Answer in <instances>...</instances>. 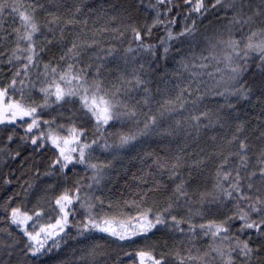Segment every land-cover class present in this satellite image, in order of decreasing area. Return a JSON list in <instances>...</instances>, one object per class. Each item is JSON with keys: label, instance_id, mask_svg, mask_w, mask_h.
Wrapping results in <instances>:
<instances>
[{"label": "trees", "instance_id": "obj_1", "mask_svg": "<svg viewBox=\"0 0 264 264\" xmlns=\"http://www.w3.org/2000/svg\"><path fill=\"white\" fill-rule=\"evenodd\" d=\"M258 2L255 0V3ZM40 3L44 8L36 13V19L41 25V32L34 38L37 54L27 75L22 66L27 62L24 57L28 53H17L21 58L8 63L16 47L12 28L19 26V20L14 19L10 11L4 13L3 31H0V53H3L0 55V87H7L14 73L19 70L21 74L15 77L16 84L9 90V95L17 100L23 95L24 103L42 105L45 93L40 89L49 87L53 81H59V75L72 64L74 72L84 70L81 75L86 74L88 86L93 81H99L104 89L102 95L108 93L106 98L123 102L118 111L133 109L137 115L135 118L122 116L108 125H102L97 131L95 118L83 107L79 96L56 101L53 95L48 97L47 107L38 109L40 127L34 128L32 132L26 131L31 117L23 120L17 118L13 124H0V264H138L135 253L141 250L151 251L157 258L164 255L167 264H179L176 253L180 257L203 256L209 251L210 245L227 248L229 241L222 239L224 235L238 236L241 241L251 236L256 241L255 230L237 232L242 223L239 220H233L229 232L221 233L215 239L210 235L205 236L199 225L213 221L220 223L237 211L236 201L225 197L216 187V173L227 157L229 163L222 171L231 170L235 175L240 162L234 154L240 152L241 140L248 145L247 150L241 153L248 157L247 169L240 168L241 176L245 177L242 181L243 191L253 199L257 195L264 198V183L259 176L252 178L254 188L251 191L246 187L249 183L248 173L258 171L261 152L264 151V68H258V62L250 61L249 69L242 77V82L251 89L247 98L216 95V91H224L227 85L208 91L212 82L209 77L203 76L201 79L207 83L202 84L199 91H195L197 85L193 83V91L190 95L185 93L183 98V109L165 114L158 126L148 134L138 136L137 140L123 147H116L122 134L143 129L146 119L144 114H157L159 101L174 99L177 95L175 85L180 80L176 73L181 58L190 52V45L186 41H168V31L175 34L190 27L192 20H196V39L199 43L196 52L199 54L205 47V37L212 43L229 38L228 20L232 13H225L218 7L210 9L201 17L197 13H190V5L184 4L183 0H40ZM77 7L80 8L79 12L75 11ZM49 13L59 16L60 21L49 24L52 19ZM73 17L79 23H64ZM158 20L163 23L153 26ZM261 26L257 22L253 30ZM49 28L53 31H49ZM133 28L140 31L142 40L135 39ZM248 30L245 28L244 32ZM231 32L237 38L241 35L236 27ZM47 40L53 43L48 44ZM73 42L80 45V55H65ZM141 44L153 47L146 49ZM21 47H27L26 42L21 41ZM165 47L169 49L167 53L164 52ZM110 50L111 55L108 54ZM61 56H64L63 60ZM45 65L49 66L48 69ZM53 67L58 69L56 74L51 72ZM188 75L187 72L183 73L185 83ZM134 76H139L144 84L136 85ZM72 86H75V82L73 85L62 84L66 91ZM145 88L150 90L149 105L143 103ZM50 90L54 91V87ZM114 92L116 94L112 96ZM125 104L127 109L123 106ZM229 104L233 107H228ZM204 111L209 112V118L201 119L199 130L190 119L185 120ZM177 120L181 121L179 127L175 123ZM42 121L49 123L44 124ZM73 127L84 132L80 142L64 145L61 140V147L70 150L79 149L84 143L92 146L85 149L84 164L73 161L61 171L60 165L53 166V161L59 156V149L52 145L47 136L51 133L71 141L69 129ZM237 128H242V131L237 132ZM165 129L172 134H160ZM42 132L45 134L43 137ZM234 135L236 140L232 139ZM9 136H12L11 140ZM37 137L40 138L38 144L33 145L31 141ZM94 140L96 144H92ZM41 144L43 147L39 146ZM105 144L111 147L105 149ZM70 154L77 159L79 157L78 151ZM177 156L181 158L182 164L175 177H170L167 169L162 170L154 163L158 158H163L170 166ZM195 161L203 162L194 166ZM88 164H110L103 169L99 184L93 179L95 170ZM182 180L186 182L188 196L177 199L173 196V190ZM221 184L225 189L229 187L228 182ZM77 187L80 188V201H74L70 206L75 212L74 217L70 216L72 224L86 218L87 209L81 207V203L95 205L93 214L121 218L136 215V209L126 206V201L141 202V211L151 208L153 213H162L167 223L146 236L126 241H119L98 231L78 235L76 227H69L66 230L68 236L58 251L35 258L25 255L23 250L28 242L27 237L21 227L11 222V210L19 208L21 213L32 215L33 219L27 222L28 231H39L41 226L54 223L59 215L56 198L66 190L71 194ZM201 193L205 194L203 198ZM96 197L103 200V205ZM241 207H244V203ZM166 208L168 212L164 213ZM36 212L41 215L36 217ZM172 216L183 221L179 225L183 231L173 225ZM252 218L256 219L255 215ZM190 225L196 226L194 231H189ZM213 256L215 253L204 261H186L185 264H222L219 257L212 259ZM235 264H242L240 257H236ZM252 264H264V259L259 262L253 260Z\"/></svg>", "mask_w": 264, "mask_h": 264}, {"label": "snow or ice", "instance_id": "obj_2", "mask_svg": "<svg viewBox=\"0 0 264 264\" xmlns=\"http://www.w3.org/2000/svg\"><path fill=\"white\" fill-rule=\"evenodd\" d=\"M163 2V0H161ZM184 4L190 5L189 12L197 13L201 17L204 16L210 9L222 8L225 13L231 12V19L228 20L229 26V38L227 40L218 39L215 43H212L209 38H204L205 47L202 48L197 54L196 48L199 43L196 39L198 29L196 26V20H192L190 27H185L182 31L173 34L171 31L167 33L168 41H180L184 43L185 41L190 45V52L186 57H182L179 62V70L176 75L180 80L179 83L175 85L178 90L177 95L174 99L165 98L159 101V108L157 109V114L145 113V121L143 129L138 132H132L129 134H122L119 138V144L116 145L117 148L123 147L132 141L137 140L138 136L146 135L154 127L158 126L161 117L165 114H170L183 109L185 107L184 96L185 93L189 95L193 91L192 85L195 83L197 85L195 91H199L202 84L207 82L201 79L203 76L210 78L212 82V87L208 91H212L213 88H218L223 85L224 91H216L215 94L219 96H239L242 98H247L250 95L251 89L247 87L245 83L242 82V77L245 72L249 69V62H258V68H264V0H259L255 3V0H183ZM44 5L40 3V0H0V31H3L4 23V13L10 11L14 19L19 20V26L12 28V33H15L16 47L12 50L9 56L8 63H11L14 59L19 60L21 57L17 53H28L24 59L27 61L23 64L24 74L27 75V70L30 65L34 62V57L36 56V34L41 32V25L37 22L36 13L42 10ZM76 12L80 11V8L75 9ZM170 11V9H169ZM52 19L49 24H56L60 21V17L55 14L49 13ZM174 22V21H173ZM259 22L262 26L258 30H253V26ZM66 25L76 24L79 21L68 19L64 22ZM85 23H87L85 21ZM155 23H163V21H156ZM47 27V25H45ZM236 27L241 33L239 38L231 32V29ZM249 30L245 33L244 29ZM49 31H53L49 28ZM107 31V29H104ZM63 32V29H61ZM136 40H142L141 33L138 29L133 28ZM151 33V27L148 28V34ZM11 34V33H10ZM62 38V36H61ZM21 41L26 42L27 47H21ZM166 41H162L165 43ZM48 44H52V40H47ZM93 43H96L93 41ZM141 47L146 49H151L152 45H143ZM80 45L73 42L72 46L68 49L65 55L71 53L73 56H79ZM131 51V49H129ZM169 51L168 47L164 48V52ZM207 53V54H205ZM109 55L112 54L110 50ZM3 55V53H0ZM61 60L64 56L60 57ZM215 67L213 68V66ZM223 65V67H220ZM48 65L45 68L48 69ZM212 68V71L209 69ZM57 68H51L53 74L57 73ZM99 72V69H97ZM187 72L188 78L187 82H184L183 73ZM84 70L81 69L80 72H74V66L69 64L67 70L59 75V81H53L49 87L41 88L40 91L45 93V101L42 105L32 106L23 102V95L21 99H14L9 95V90L14 88L16 84V76L21 73L17 70L14 73V77L11 83L7 87H0V124H13L16 122L17 118L23 120L25 117H31V122L27 124L26 131L32 132L34 128L40 127V119L38 117V109H42L48 106V97L55 96L56 101H62L66 97L79 96L82 105L86 108L96 120V129L100 131L102 125H108L110 121L120 119L122 116H128L129 118H135L137 113L133 109H127V105H123L127 110L125 112H120L117 109L121 106L123 102L106 98L108 93L101 94L104 89L102 83L99 81H93V83L88 86L86 80V74ZM47 73H45L46 75ZM219 75V79H217ZM136 85H143L144 81L139 78V76H134ZM69 87L67 91L62 87V84L73 85ZM23 83V81H21ZM128 83H132L128 81ZM54 87V91H51ZM145 99L143 103L145 105L150 104L149 92L150 90L145 88ZM119 92V89H116ZM115 92L112 96H115ZM207 94V93H206ZM202 97H198L201 99ZM228 107H233V105H227ZM202 118H209V112H200L199 115H193L190 118L186 117L185 120L190 119L194 126L199 130L200 121ZM44 124H48L49 121H42ZM176 126L179 127L181 124L180 120H177ZM211 123V121H210ZM209 125H204L208 127ZM62 127V126H61ZM242 131V128H237V132ZM72 135L71 141L67 138H61L51 133L48 134L47 138L51 140L52 145L59 149V156L53 161V166L60 165L61 171L67 168L69 164L73 163H85V149L91 148V144L84 143L79 149L71 148L66 150L65 147H61V140L64 145L71 143H79L80 137L84 135L82 130H77L75 127L69 129ZM160 134L171 135L172 132L165 129ZM45 134L42 132L41 137ZM9 140L12 136L8 137ZM38 139L33 138L32 144L37 145ZM233 140L237 137L234 135ZM97 141H92V144H96ZM43 147V145H39ZM105 149L111 147L110 145H103ZM240 152L234 155L239 157V166L235 171L233 176V171H222V169L229 163L227 157L223 159L219 165V169L216 173L218 178L217 188H220L221 192L225 197L234 199L236 201L237 211L233 216L227 217L224 221L220 223L210 222L208 224H201L199 228L204 230L205 236H211L213 239L221 236V233H228L230 224L233 220L241 221L240 228L237 232H244L246 230H255L256 241H253L251 236L249 239L241 241L238 236L229 237L224 235L222 239L224 241H229L227 248H221L210 245L209 251H206L203 256H192L180 257L179 253H176V257L179 258V264H185L186 261H204L206 257H209L212 253H215L216 257H219L222 264H235L236 257H240L242 264H252L253 260L261 261L264 259V198L257 195L254 199L251 195H248L243 191L242 181L245 177L241 176L240 168L247 169L248 167V157L241 153L245 152L248 145L241 140L239 142ZM79 152L78 159L73 157L71 152ZM151 155V154H149ZM203 161H195L194 166H198ZM160 169H167L169 171L170 177H175L177 175V169L181 166L182 161L179 156L175 158V161L169 166L167 161L163 158H158L154 161ZM260 167L258 171H253L248 173L246 187L249 191L254 188V184L251 182L253 177L259 176L262 183H264V151L261 152L259 159ZM110 164H88V167L95 170V175L93 179L97 184L100 183V179L103 178V169L109 167ZM221 182H228L229 187L227 189L222 187ZM91 187V185L89 186ZM186 182L181 181L177 184L173 190V196L177 199L180 197H187L188 193L185 190ZM150 189L149 191H153ZM259 191V189H257ZM80 188L77 187L71 194L68 190L62 193L55 200V204L58 206L59 215L55 218L54 223H49L43 225L39 228V231H28L27 222L33 219L32 215L27 212L21 213L19 208H13L11 210V222L19 227L27 237V243L24 246L25 255H30L31 257H39L47 254H51L53 251H58L61 248L62 242L68 236L66 231L69 227H76L78 229V235H84L85 232L98 231L100 233H106L110 237H114L119 241L132 240L134 237L146 236L149 232L156 229L158 226L165 225L167 221L162 213H153L152 209L141 211V202L131 201L125 202L126 206L134 207L136 209V215H128L126 217L109 216L93 214L92 209L96 206L93 204L81 203V207L87 209V215L84 221H78L76 224H72L70 221V216H75L74 210L70 207L74 201L79 202L80 196L78 193ZM235 194V195H234ZM147 195V193H145ZM205 196L201 193V198ZM100 205H103V200L96 197ZM218 199V197L216 198ZM244 203V207L241 204ZM169 204V208H171ZM112 205L109 204V208ZM164 213L168 212V209L163 210ZM36 217L41 215L40 212L34 213ZM255 215L256 219H253ZM173 225L179 231L183 229L179 228L180 223L183 221L177 220L175 216L171 217ZM195 225H190L189 231H194ZM234 240V242H233ZM9 247H13L9 245ZM130 255V254H128ZM135 256L138 258V264H167V258L161 255L157 258L151 251H137Z\"/></svg>", "mask_w": 264, "mask_h": 264}]
</instances>
